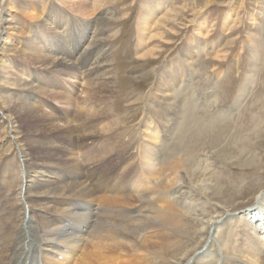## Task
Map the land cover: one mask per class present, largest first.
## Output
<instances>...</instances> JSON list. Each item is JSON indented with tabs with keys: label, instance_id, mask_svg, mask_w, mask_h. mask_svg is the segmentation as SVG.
<instances>
[{
	"label": "bare ground",
	"instance_id": "obj_1",
	"mask_svg": "<svg viewBox=\"0 0 264 264\" xmlns=\"http://www.w3.org/2000/svg\"><path fill=\"white\" fill-rule=\"evenodd\" d=\"M37 1L40 14L52 4L45 9V19L28 9H19L24 15L30 12L27 15L31 19L40 18H36L40 21L33 28L10 13L13 0H3L1 6L0 264H170L166 256L174 245L172 232L178 235L176 229L184 224L181 223L186 212L183 203L192 204L190 191L194 186L199 187V183L194 185L195 180L212 177L213 162L198 159V152L208 147L219 154L220 158L218 154L216 158L219 161L235 160L234 164L242 167L256 165L257 161L255 154L248 155L243 147L236 153H225L227 145L220 148L218 138L207 140L208 130L197 134L196 125L204 120L206 112L205 116L213 118L209 120L210 125H214L213 122L226 113V109L220 107L230 103L222 100L223 93L209 79L199 91L191 85L195 70L189 61L212 48L208 42H197L199 37L205 39L204 23H196L187 46L155 73L156 81L149 94L128 99V106L146 102L142 121L133 131H128L117 127L119 119L110 115L116 78L108 56V42L112 37L100 27L110 20L112 12L105 7L114 0ZM194 4L189 8L187 4L171 9L174 19L170 26L176 25L181 14L199 15L201 10ZM142 5L136 29L140 38L135 52L138 59L151 58L152 61V49L139 53L141 40L145 38L148 43L162 40L164 33H153L164 28L171 19V12L164 11L163 0H149ZM208 5L210 0L205 1L204 6ZM66 13L84 17L77 22L73 19L74 38L69 24L73 20ZM233 16L234 10L227 20L233 22L236 17L233 19ZM24 29L30 32L26 41L19 37H24ZM80 30L84 32L79 34ZM46 36L50 44L47 41L45 46L41 43ZM85 41L87 45L81 47V42ZM230 42H219L215 59L221 58L225 50L223 59H228ZM11 44L13 55L21 62L17 67L6 64L5 50ZM30 69H38L39 74ZM40 70H44V74L41 75ZM143 76L134 79L138 81ZM58 81H72L80 91L71 87L74 96L55 92L53 87ZM242 84L232 107L238 106L239 99L250 87L247 79ZM43 98L50 100L48 105L57 104L62 112L49 113L40 105ZM197 100L205 103V109ZM215 104L222 106L209 113V107ZM256 119L250 132L243 133L237 128L236 133L228 137L229 141L236 145L251 141V137L257 135L256 142L263 141L264 124ZM103 136V142L95 144ZM197 141L198 149L192 146ZM88 165H92L90 170L94 173L101 166L106 168L94 177L95 174H86ZM107 166L110 173L113 171L111 174L106 172ZM50 168L54 172L48 171ZM115 168L118 169L116 174ZM112 175H115L114 185L103 187L100 179L109 180ZM220 181L217 180L214 190L223 187ZM242 182L232 183L226 189H238ZM104 190L113 196L103 194ZM40 200L47 206L32 204ZM228 221L209 219L201 223L204 227L199 230L209 231L211 227L214 231L224 230ZM234 230H238V234ZM226 233L224 245L214 247L211 240L191 264H264V193ZM171 255L174 254L171 252Z\"/></svg>",
	"mask_w": 264,
	"mask_h": 264
},
{
	"label": "rangeland",
	"instance_id": "obj_2",
	"mask_svg": "<svg viewBox=\"0 0 264 264\" xmlns=\"http://www.w3.org/2000/svg\"><path fill=\"white\" fill-rule=\"evenodd\" d=\"M2 1L3 0H0V22H2ZM145 1L149 0L112 1L110 5L105 7L109 12H112L110 13L109 17L110 20L102 23L100 26L106 31V35H111L110 37H112V39H110L108 42V56L110 58L111 64H113L116 78L114 79L115 91L111 98V102L114 104H111L110 115H114L112 118L119 119L117 127L119 125V128L122 126L125 130L127 129L128 131H133L137 127L138 123L142 121L144 105L146 102L132 106H128L126 102L128 99L130 100L133 98V96L141 95L143 97V95L149 94L154 82L156 81V74H158L162 66H165L166 63H170L172 58L174 59L177 54L182 52L183 48L187 46V39L190 36H193L195 32L194 30L196 23L201 21L204 23L205 31L207 30L209 32L206 34L207 32L205 33L204 31L203 35L205 36V39L199 37L200 40H197V42L199 44H202V42H208L210 45H212L213 49L211 48V51H204L206 53H200L201 56L196 58L194 61H189L195 70L191 85L194 87V90L199 91L201 90L200 87H202L204 81L209 79L210 83H214L220 92L223 93L222 96H224V98L222 100L226 101L225 103L230 101V103L225 107L224 105H220L222 106L220 107L217 104L209 107V113H211V111L213 112V110H216L218 107L223 110L226 109V113L219 121H212L214 125H210L209 120L211 118L209 115L205 116L208 113L206 112L203 115L204 120H201V125H196V128L199 127L196 130L197 134H202L203 132L205 134L208 130L209 132H207V135L209 138H207V140L209 139L210 142L211 139L218 138L219 143L221 142L219 145L220 148L227 145L225 148V153H236L238 148L243 147V150L244 148L246 151L248 150V153H245L248 155L255 154L254 157L257 160L256 165L252 164L250 167H242L239 166V164H234L235 160L229 161L230 163L227 161H219L216 159L218 158L219 154L217 153V156L216 152L214 154L208 147H206V150L198 152L200 153L197 155L198 159H202L204 161L211 160L213 162V165L210 168V174H212V177L210 179V177L207 176V178L194 181V185L199 183L197 184L199 187L194 186L190 191L193 202H191L192 204H187L188 201L183 203V205L186 204L184 206L186 208V212H184L185 215H183V219L181 220L182 222H180L182 224H186L185 226L183 224L184 228L180 227V229H176L177 234L179 233L178 235H175L174 232H172L173 236L175 238L177 237V239H175L171 234L172 239H174L173 243L175 247L173 245L174 248H169L170 250H168V252L170 255L166 256V260H170V264H191L194 260V257L198 256L199 252L205 250V247L208 246L211 240H213L214 247H217L218 244L224 245L225 240H227V237L225 236L227 234L226 232H228V230H232L237 221L242 220V214L247 209L253 208L258 201L259 196L264 193V140L261 141V139H259L260 142H256L259 138V135H257L253 138L251 137V141L237 143L236 145L229 141L231 135L236 133L237 128H241V130L244 131L243 133L250 132L251 128L254 127L252 123L257 120V117L258 120L262 121L264 124V110H262L264 109V0H210V5L208 6H204L206 0H163V2L166 3L164 11L171 12V19L167 21L168 23L164 24L166 27L164 26V28H161L162 30L156 29L153 34H156L157 32V35H163L162 33H164V37L162 40H151L149 43L145 38H143L144 40H141L143 41L140 48L141 50L139 51V53H141L143 50L152 49L151 52L154 51L152 61L151 58H147V60L138 59V53L136 54L135 52L136 47L138 46L137 40L140 38L136 29L140 19V14L142 13L141 7ZM54 2L56 3V0ZM193 2H195L196 6L198 5L197 8L199 11L201 10V13H199V15L196 17L190 15V13H186L187 15L185 16L184 14H181L176 20V25L170 26L172 20L174 19L172 15L174 12H172L171 9L174 7L179 9L180 7H184L183 5H189L186 7L189 8L192 6L191 4H194ZM51 5H47L45 9L51 7ZM36 6H39L37 0H13V8L10 10V13L19 16L24 20L26 26L33 28L40 21L36 18L40 17L41 19H45V9L42 11L41 15L40 6ZM20 7L25 8L26 10L28 9L31 13L39 15V17L31 19L27 15L30 12L24 15L21 13L22 11H19V9H21ZM237 8H239L238 11ZM229 9H231L230 12L234 10L235 16L237 18L235 16L232 18L234 19L235 17L236 21L233 20V22H230V19L227 20V17L230 13ZM64 11L65 10H63V13H65ZM66 14L72 18V20L76 19V22L84 18L83 15L73 16L70 13ZM69 24L72 25L71 28H73L72 30L74 38V33H76L74 28V20L71 22L69 21ZM1 25L2 23H0V27ZM81 30L78 32L79 34L84 32ZM24 31H26V33H24V37H19L26 41L30 38V36H28L30 35V32L26 29H24ZM0 33L2 32L0 31ZM113 33L115 34L113 35ZM147 34L148 32H146V38ZM47 37L48 36H46V38L43 40L44 42L41 43L42 45L46 46L49 38ZM222 40L231 41L229 49L230 52L227 60L223 59V57L226 56V50L222 53L223 55L221 58L215 59L216 54L214 53L218 50V48H220L219 42ZM49 42L50 41H48V44H50ZM81 45V47H85L87 45V41L81 42ZM12 47L14 48L12 44L8 45L7 49L5 50V55L7 54L6 64L10 67L13 65L17 67L21 64V62L16 56L13 55ZM11 69L13 70L12 72H14V69ZM30 70H32L34 73L38 72L37 74H39L38 69ZM44 72V70H40L41 75L44 74ZM142 74L144 75L143 78L135 81L134 78ZM149 74L150 77L148 76ZM217 75H219L218 79L216 78ZM39 77L41 76L39 75ZM245 79L248 80L250 86L246 91L247 93L245 92L241 96L238 101V106H230L231 103H233L234 98L238 95V90L240 87H242V83ZM58 80L60 79L58 78ZM71 87L72 89H75V91H80L79 86H74L72 81H58L57 85L53 87V90H55V92L62 93L63 95L71 94L74 96ZM43 99L44 100L40 105L43 106L44 109H46L49 113L55 114L58 113V110L62 112L61 109L57 108V104L56 106L48 105L50 100L48 99L45 101L46 98ZM197 102L199 103L198 100ZM199 104L201 107H205V103L203 104L200 102ZM258 112L260 114H258ZM245 115H247V117ZM192 116L197 118L195 114ZM243 118L246 119L242 120ZM211 120H213V118ZM255 123L256 122L253 124ZM191 124V127H193L194 123ZM238 125L240 126L238 127ZM200 126L203 127V131ZM255 129L259 131L262 130L258 127H255ZM104 138L105 136L100 137L97 142H95V144H101ZM188 141L190 143L189 145H191V139ZM197 144L199 145V141L192 144V146H195L198 149L199 146H197ZM206 152H209L208 156L210 158L207 155L204 156ZM105 157L106 156H104V158ZM88 167V170H90L92 165H88ZM104 168L106 167L101 166L100 169H96V173H94L93 170H87L86 174L92 173L95 174L94 177H97L96 174L98 175V172ZM108 168L109 167L107 166L106 172L111 174L113 171L110 173ZM48 171L54 172L52 169ZM117 172L118 169L115 168L114 173L116 174ZM114 178L115 175H112L109 180H107L105 177L101 178L100 180L104 181H101L103 187L110 188L112 184L114 185ZM218 179L221 180L220 183L223 184V187L219 184L221 188L214 190L213 186L215 183H217ZM239 181H243V184L240 183L238 189H226V187L230 184L233 185L232 183H238ZM235 185L237 186V184ZM103 194L113 196V193L109 194L108 190H104ZM96 195L99 197V193H96ZM32 204L39 206L42 205L43 207L47 206L45 201L42 200L39 202H32ZM37 212L38 210L35 211V213ZM209 219H214L221 223L224 221V219H229V224L224 227V230L222 229L223 231H214V227H211L209 231L204 229L199 230V228L204 227L201 223L204 221L206 222ZM234 233L238 234V230H234ZM201 243H205L203 247L199 246ZM194 246L198 248L192 252L191 250L194 248ZM181 247L184 249L182 250ZM186 248H189V250L186 251ZM175 249L179 251L177 252ZM171 252L174 255H171ZM186 252L188 253L187 255L184 254ZM156 262L162 263L158 259H156Z\"/></svg>",
	"mask_w": 264,
	"mask_h": 264
}]
</instances>
